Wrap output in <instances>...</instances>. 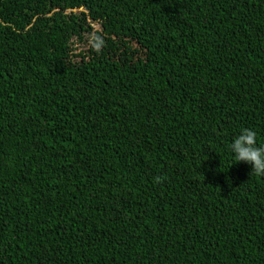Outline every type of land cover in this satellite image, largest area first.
Listing matches in <instances>:
<instances>
[{
	"label": "trees",
	"instance_id": "obj_1",
	"mask_svg": "<svg viewBox=\"0 0 264 264\" xmlns=\"http://www.w3.org/2000/svg\"><path fill=\"white\" fill-rule=\"evenodd\" d=\"M242 127L264 0H0V264H264Z\"/></svg>",
	"mask_w": 264,
	"mask_h": 264
},
{
	"label": "clouds",
	"instance_id": "obj_2",
	"mask_svg": "<svg viewBox=\"0 0 264 264\" xmlns=\"http://www.w3.org/2000/svg\"><path fill=\"white\" fill-rule=\"evenodd\" d=\"M228 148L234 157L233 162H245L255 174L264 175V143H257L253 129L242 127L231 139Z\"/></svg>",
	"mask_w": 264,
	"mask_h": 264
},
{
	"label": "rangeland",
	"instance_id": "obj_3",
	"mask_svg": "<svg viewBox=\"0 0 264 264\" xmlns=\"http://www.w3.org/2000/svg\"><path fill=\"white\" fill-rule=\"evenodd\" d=\"M99 25L98 24H94V29L95 30H99ZM87 40L86 41H83V42H76L74 47H75V52H79V51H82V50H86L88 47H89V44L91 42V37H87L86 38Z\"/></svg>",
	"mask_w": 264,
	"mask_h": 264
}]
</instances>
